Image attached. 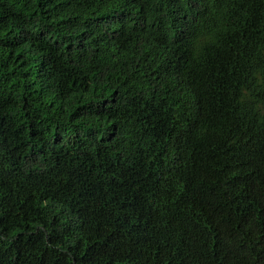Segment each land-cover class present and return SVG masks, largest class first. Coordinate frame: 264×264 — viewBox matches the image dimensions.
Wrapping results in <instances>:
<instances>
[{"label":"trees","instance_id":"16d2710c","mask_svg":"<svg viewBox=\"0 0 264 264\" xmlns=\"http://www.w3.org/2000/svg\"><path fill=\"white\" fill-rule=\"evenodd\" d=\"M0 264H264V0H0Z\"/></svg>","mask_w":264,"mask_h":264}]
</instances>
